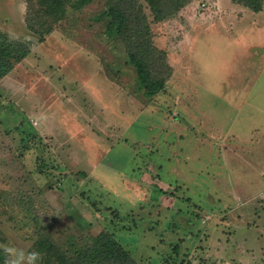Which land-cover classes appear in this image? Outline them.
Wrapping results in <instances>:
<instances>
[{
  "label": "rangeland",
  "instance_id": "374dc122",
  "mask_svg": "<svg viewBox=\"0 0 264 264\" xmlns=\"http://www.w3.org/2000/svg\"><path fill=\"white\" fill-rule=\"evenodd\" d=\"M107 1L41 42L28 0H0V30L31 43L0 79V244L112 233L138 264H264V8L189 0L153 22L170 69L147 96L94 18Z\"/></svg>",
  "mask_w": 264,
  "mask_h": 264
},
{
  "label": "trees",
  "instance_id": "16d2710c",
  "mask_svg": "<svg viewBox=\"0 0 264 264\" xmlns=\"http://www.w3.org/2000/svg\"><path fill=\"white\" fill-rule=\"evenodd\" d=\"M94 0H28L27 28L44 42L58 23L68 17L70 9L82 10ZM260 12L264 0H233ZM153 20L147 15L141 0H108L106 7L95 15V20L105 27V34L127 46L128 61L138 73L139 84L147 96L161 93L167 83V53L154 41L153 22L169 18L180 11L189 0H146ZM31 53V43L10 39L0 30V79L10 74ZM164 67V68H163ZM167 68V69H165ZM64 250L46 231L33 242V251L41 255L39 264H138L131 253L112 233H102L87 245ZM0 264L5 256L0 249Z\"/></svg>",
  "mask_w": 264,
  "mask_h": 264
},
{
  "label": "clouds",
  "instance_id": "9594fccd",
  "mask_svg": "<svg viewBox=\"0 0 264 264\" xmlns=\"http://www.w3.org/2000/svg\"><path fill=\"white\" fill-rule=\"evenodd\" d=\"M5 255V264H39L42 259L37 251H25L9 244H0Z\"/></svg>",
  "mask_w": 264,
  "mask_h": 264
}]
</instances>
